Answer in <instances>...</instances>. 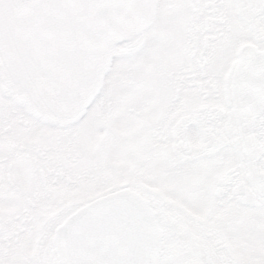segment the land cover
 Here are the masks:
<instances>
[{"label": "snow or ice", "instance_id": "6c2138e0", "mask_svg": "<svg viewBox=\"0 0 264 264\" xmlns=\"http://www.w3.org/2000/svg\"><path fill=\"white\" fill-rule=\"evenodd\" d=\"M0 264H264V0H0Z\"/></svg>", "mask_w": 264, "mask_h": 264}, {"label": "flooded vegetation", "instance_id": "af4514ba", "mask_svg": "<svg viewBox=\"0 0 264 264\" xmlns=\"http://www.w3.org/2000/svg\"><path fill=\"white\" fill-rule=\"evenodd\" d=\"M193 214H195V213H193ZM201 218H203V217H201Z\"/></svg>", "mask_w": 264, "mask_h": 264}]
</instances>
